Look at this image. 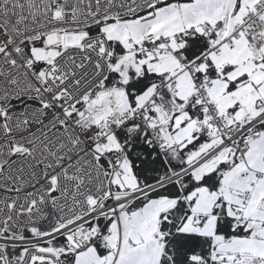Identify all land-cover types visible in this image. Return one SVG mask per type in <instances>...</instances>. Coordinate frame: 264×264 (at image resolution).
I'll list each match as a JSON object with an SVG mask.
<instances>
[{
  "label": "snow or ice",
  "instance_id": "6c2138e0",
  "mask_svg": "<svg viewBox=\"0 0 264 264\" xmlns=\"http://www.w3.org/2000/svg\"><path fill=\"white\" fill-rule=\"evenodd\" d=\"M0 264H264V0H0Z\"/></svg>",
  "mask_w": 264,
  "mask_h": 264
}]
</instances>
